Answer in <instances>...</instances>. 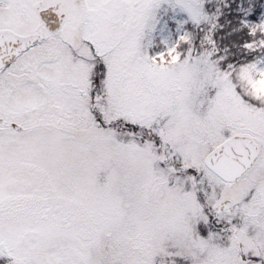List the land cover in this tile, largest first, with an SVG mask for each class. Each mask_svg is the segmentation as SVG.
<instances>
[{
	"label": "snow or ice",
	"instance_id": "6c2138e0",
	"mask_svg": "<svg viewBox=\"0 0 264 264\" xmlns=\"http://www.w3.org/2000/svg\"><path fill=\"white\" fill-rule=\"evenodd\" d=\"M0 264H264V0H0Z\"/></svg>",
	"mask_w": 264,
	"mask_h": 264
}]
</instances>
